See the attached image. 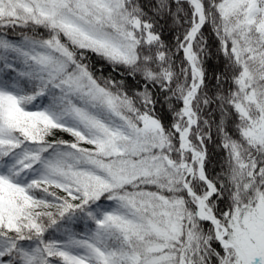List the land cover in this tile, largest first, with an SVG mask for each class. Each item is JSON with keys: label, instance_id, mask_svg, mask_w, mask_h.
Here are the masks:
<instances>
[{"label": "snow or ice", "instance_id": "snow-or-ice-1", "mask_svg": "<svg viewBox=\"0 0 264 264\" xmlns=\"http://www.w3.org/2000/svg\"><path fill=\"white\" fill-rule=\"evenodd\" d=\"M0 264H264V0H0Z\"/></svg>", "mask_w": 264, "mask_h": 264}, {"label": "trees", "instance_id": "trees-1", "mask_svg": "<svg viewBox=\"0 0 264 264\" xmlns=\"http://www.w3.org/2000/svg\"><path fill=\"white\" fill-rule=\"evenodd\" d=\"M165 38L166 39L170 38V33L168 32V29L167 28L165 29ZM93 59L95 61V58H93ZM109 71H110V69L105 68V73L104 74L107 75ZM63 138L69 139V137L67 135H64Z\"/></svg>", "mask_w": 264, "mask_h": 264}]
</instances>
